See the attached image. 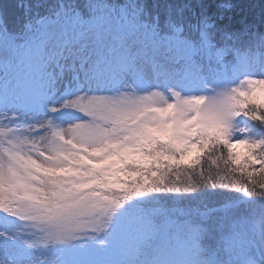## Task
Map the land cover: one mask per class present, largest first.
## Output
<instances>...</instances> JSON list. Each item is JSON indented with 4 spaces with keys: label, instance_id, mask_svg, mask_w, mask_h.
<instances>
[{
    "label": "snow or ice",
    "instance_id": "6c2138e0",
    "mask_svg": "<svg viewBox=\"0 0 264 264\" xmlns=\"http://www.w3.org/2000/svg\"><path fill=\"white\" fill-rule=\"evenodd\" d=\"M238 7L0 3V264H264V2Z\"/></svg>",
    "mask_w": 264,
    "mask_h": 264
},
{
    "label": "trees",
    "instance_id": "16d2710c",
    "mask_svg": "<svg viewBox=\"0 0 264 264\" xmlns=\"http://www.w3.org/2000/svg\"><path fill=\"white\" fill-rule=\"evenodd\" d=\"M232 2L240 6L236 9V13L238 16L241 15V13H243V15L245 16L254 13L255 19L257 20V22L259 21L260 5L262 2H264V0H232ZM0 3L14 5L16 3V0H0ZM208 203L210 206H219V203L217 201H209Z\"/></svg>",
    "mask_w": 264,
    "mask_h": 264
}]
</instances>
